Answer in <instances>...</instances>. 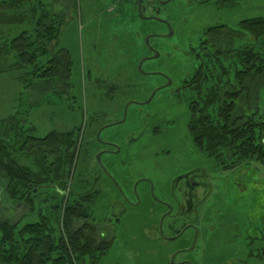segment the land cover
Masks as SVG:
<instances>
[{
  "label": "rangeland",
  "instance_id": "obj_1",
  "mask_svg": "<svg viewBox=\"0 0 264 264\" xmlns=\"http://www.w3.org/2000/svg\"><path fill=\"white\" fill-rule=\"evenodd\" d=\"M146 1L154 8L143 11L142 16H166L174 36L167 41L152 39L150 43L160 56L141 69L167 75L170 84L159 75L139 73V64L148 55L141 40L161 32L162 25L152 18L154 22L136 24L133 15L137 4L127 9V3L135 0H50L55 13L65 16L54 55L60 53L62 61L72 62L71 76L66 85L57 79L51 87L33 79L28 87L27 81H16L12 74H0V130L13 116H21L27 135L34 128L33 137L38 139L51 132L81 130L73 169L76 173L64 195L71 202L72 197H83L92 187L97 192L90 223L113 225L115 231V241L100 264H178L188 254L173 262L171 256L180 248L179 242L164 238L175 236L188 224L197 225L200 231L188 256L192 264H264L253 257L259 251L264 254V165L251 161L226 170L202 151L190 129L188 102L175 93L199 66L201 41L210 39L204 36L205 30L215 25L234 30L244 19L263 18L264 0H237L239 4L233 9L205 5L202 0H172L167 6L159 5L165 0ZM238 34L237 48L254 46L243 31L239 29ZM140 46L143 49L139 50ZM257 46L261 50V45ZM31 78L27 77L28 81ZM257 92L252 104H257L256 113H264V88ZM109 124L114 126L101 133ZM104 141L115 143L119 153L101 156L105 147L99 142ZM14 158L39 171L37 157L14 153ZM46 160L56 162L54 156ZM191 170L207 173L194 191L196 212L162 223L155 202L143 197L148 185L160 196L159 187L175 183L176 176ZM110 177L117 179V188L110 184ZM8 183L0 176L3 220L22 222L21 226L37 223L40 209L59 227L55 222L59 212L53 208L61 206L60 198L51 189L42 191L32 212L12 198ZM77 224L84 226V221Z\"/></svg>",
  "mask_w": 264,
  "mask_h": 264
},
{
  "label": "trees",
  "instance_id": "obj_2",
  "mask_svg": "<svg viewBox=\"0 0 264 264\" xmlns=\"http://www.w3.org/2000/svg\"><path fill=\"white\" fill-rule=\"evenodd\" d=\"M49 1L0 0V74H12L16 81H27L28 87L33 79L51 87L57 79L66 85L71 76L72 62L62 61L58 57L60 53L54 55L53 50L65 16L55 13ZM202 3L226 9L239 4L237 0H203ZM133 17L138 21H134L136 24L154 22L141 19L138 9ZM156 17L166 19L164 15L156 14ZM239 29L254 41V46L236 47ZM234 30L224 25L205 30L204 36L210 39L201 41L199 66L175 90L188 102L195 142L226 170L251 161L264 165V113H256L257 104H252L253 93L264 88V17L244 19ZM148 36L142 43L139 41L145 49ZM166 88L173 89V85ZM155 90L156 87L152 93ZM20 118L13 116L1 124L5 126L0 130V176L9 181L7 189L12 198L32 212L38 207L37 199L42 191L51 189L60 198L61 206L53 208L59 212L55 217L59 227L40 209L38 222L24 226L22 222L3 220L0 216V264H100L111 243L101 242L96 234L97 225L90 223L97 192L92 187L85 196L72 197L71 202L64 195L72 174L76 173L73 169L81 130L51 132L38 139L33 137L34 128L27 135ZM7 126L12 132L4 130ZM14 153L37 157L39 171L21 165ZM47 156H54L56 162L49 164ZM81 221L84 226L80 227L77 223ZM253 257L264 263L261 251Z\"/></svg>",
  "mask_w": 264,
  "mask_h": 264
},
{
  "label": "flooded vegetation",
  "instance_id": "obj_3",
  "mask_svg": "<svg viewBox=\"0 0 264 264\" xmlns=\"http://www.w3.org/2000/svg\"><path fill=\"white\" fill-rule=\"evenodd\" d=\"M165 3H161L159 5H164L167 6L169 5L172 0H165ZM203 1V0H202ZM131 2V1H130ZM127 3V9L131 7H135V4H137V9L139 11V15L141 17V19L143 20H147V19H151L154 21H158L160 23V25H162L160 27L161 32L159 33H150L148 38L149 39V44H146L148 48H146L145 51L148 52V55L142 59L141 63L139 64V73L142 76H153V75H159L160 77H162L167 83H171V79L165 75V74H161L158 71H144L143 69V65L146 62H150L151 60H156L153 59L154 56L156 55L157 52V48H155V45H152V43H150V41L152 42V39H160L161 41H167L170 40L171 37L174 36V29L172 28V26L168 23V20L165 19H160L158 17H143L142 16V12L144 11H148V8H154V6H150L148 4H146V0H135V2L132 3ZM135 3V4H134ZM155 2L153 1V4ZM156 4V3H155ZM158 11V10H156ZM129 18V17H128ZM128 24H131V22H127ZM171 31H173V35L170 36ZM143 49V47H139L138 48ZM142 68V69H141ZM168 85V84H167ZM167 85L165 84V86L167 87ZM108 126H114V124H109L106 127L101 128L100 132L102 133L105 129L108 128ZM99 132V131H98ZM101 146L105 147V149H103L101 151V156L103 155H111V156H115L117 155L118 150L117 147L115 145V143H113L112 141H104V142H99ZM101 166H105V165H100ZM106 168V167H105ZM103 170V169H102ZM197 171V170H196ZM200 172V173H199ZM206 172H204L203 170L201 171H197V174L195 173L194 170L188 171L186 173H180L178 176H176L175 178V183H171L168 182L166 185H162L161 187H159V195L157 196V194L155 193V191H151V185H148V190L147 192L144 193L143 197L149 198L151 199L152 202H155L156 206L158 207V212L159 214L162 216V223L165 222L167 219H171V218H178V217H183V214H194L197 210V202L195 203V196H194V191L195 189H197L198 185L200 184L199 179H203L206 177ZM113 176V175H112ZM103 177V174L101 175V178ZM101 178H99L96 182L97 184L101 181ZM110 184L115 186L116 188L118 187L117 183H116V178L114 177H110ZM143 182V181H141ZM147 183V182H146ZM96 184V185H97ZM139 187V184H137ZM99 194V193H98ZM127 198H129L127 196V194H125ZM133 196L138 195L136 193L131 194ZM140 197H142L141 195H139ZM157 196V198L155 197ZM161 196H164V198H161ZM185 201V204L183 203V201ZM129 202V201H128ZM137 204H133V206H136ZM155 210V207L153 208ZM106 226V228H105ZM103 226H97V238L100 239L101 242H108L111 243V246L113 245L115 238V231L113 228V225L109 226V225H105ZM163 228V227H162ZM103 229V230H102ZM199 233L200 231L197 228V225L195 224H188L184 229L178 231L177 234H175V236H168L167 238H164V241L167 242H173V241H177L179 242V246L180 248H178L177 250H175L171 256V259L173 262H175L176 258L181 255V254H189L190 251H192L195 247L194 245L197 243L196 238L199 237ZM191 244V246H189ZM184 245L186 246V248H182L181 246ZM111 246L109 247L111 249ZM188 255H186L183 259H181L179 261L178 264H192V262L188 259L187 257Z\"/></svg>",
  "mask_w": 264,
  "mask_h": 264
},
{
  "label": "water",
  "instance_id": "obj_4",
  "mask_svg": "<svg viewBox=\"0 0 264 264\" xmlns=\"http://www.w3.org/2000/svg\"><path fill=\"white\" fill-rule=\"evenodd\" d=\"M172 35H173V31H171V33H170V36H172ZM146 42H147V44H149V39H147ZM159 56H160V54L158 52H156V55L154 56L153 59H158ZM98 160L100 161V155L98 156Z\"/></svg>",
  "mask_w": 264,
  "mask_h": 264
}]
</instances>
